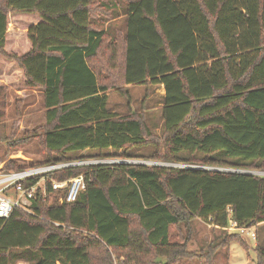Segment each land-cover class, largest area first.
Masks as SVG:
<instances>
[{"label":"trees","instance_id":"trees-1","mask_svg":"<svg viewBox=\"0 0 264 264\" xmlns=\"http://www.w3.org/2000/svg\"><path fill=\"white\" fill-rule=\"evenodd\" d=\"M117 4L0 0L1 106L9 85L41 89L44 123L32 137L48 154L43 162L94 149L96 158L117 152L120 160L264 170V0H126L122 26L108 18L119 16ZM102 44L109 55L100 65ZM118 48L122 83L114 86L101 66H116L108 59ZM147 84L164 90L165 150L134 156L129 148L152 142L151 131L111 109L108 89ZM3 116L0 141L8 139ZM79 174L85 188L74 201L60 202L63 192L53 190L31 203L33 213L15 207L0 217V264H92V248L103 250L102 264H174L192 252L170 239L172 225L192 217L221 226L229 217L240 226L264 222V175L117 161L51 176ZM234 239L243 243L231 233L227 249ZM254 249L264 264V246Z\"/></svg>","mask_w":264,"mask_h":264},{"label":"rangeland","instance_id":"rangeland-1","mask_svg":"<svg viewBox=\"0 0 264 264\" xmlns=\"http://www.w3.org/2000/svg\"><path fill=\"white\" fill-rule=\"evenodd\" d=\"M96 1V0H94ZM118 4L117 14L122 13L123 5L126 0H113ZM116 16L111 14L110 17H116L117 20L112 21L114 25L122 26L123 15ZM111 22V23H112ZM96 26V25H95ZM118 52L108 59L114 61L115 67L101 66L103 71L111 73V79L108 82L120 85L122 83L119 73L122 67L121 48ZM108 50L102 44L97 60L100 65L108 58ZM106 68V69H105ZM104 74V73H103ZM8 87V86H7ZM23 86L11 87L8 96L5 98V107L2 105L3 99L0 95V111L4 113L3 132L8 139L0 141V170L9 169L12 166H32L43 163L47 159V152L37 143V138L32 137L35 132H32L33 127H39L44 123V108L42 105L41 92L32 91V88L26 90L14 91L13 88H22ZM9 88V87H8ZM123 86L122 89H108L109 99L108 105L111 109L116 110L117 113H128L134 117L139 118L146 127L151 131L149 140L141 147L129 148L131 155L146 156V155H162L165 150V132L163 129V122L161 116V107L163 104V87L159 85H129L127 88ZM1 94L3 92L1 91ZM125 102H128L125 107ZM41 132V131H40ZM25 137L24 140H21ZM85 158L77 160H95V155H99L94 149H86L81 152ZM112 153V150L102 152ZM113 152L103 159H115ZM145 154V155H144ZM79 155V154H78ZM182 157H195L181 154ZM148 157V156H146ZM126 160H146V164H153V162L167 163L164 166L173 167H203L205 169H212L213 167L231 168L226 166L205 165L196 162L195 164L184 163V161H164L162 159H144L141 157H130ZM161 165V164H156ZM24 168V167H23ZM236 169V168H231ZM255 171H264L260 169H253ZM257 175H264V173H255ZM228 220L225 226L210 223L209 219L199 217H192L181 221L178 224L170 227V239L185 243L187 251L192 252L188 256L180 257L174 264H256L255 245L264 246V222L251 225V229L255 232V238H251L249 234L231 231L227 229ZM231 233L238 234L243 243L238 240H231L228 244V249L225 245ZM90 256L92 264H102L99 260L103 259V250L101 248L90 249ZM151 257V255L148 256ZM164 258L160 257V260ZM119 261V259H118ZM116 262V260H114ZM32 264L31 262L19 259L15 264Z\"/></svg>","mask_w":264,"mask_h":264},{"label":"built area","instance_id":"built-area-1","mask_svg":"<svg viewBox=\"0 0 264 264\" xmlns=\"http://www.w3.org/2000/svg\"><path fill=\"white\" fill-rule=\"evenodd\" d=\"M117 161H120V159L66 160L43 162L19 170H0V217H9L15 207L33 213L30 208L31 203L40 197L46 200L48 194L53 190L61 189L63 192L58 195L60 202L74 201L80 191L85 188L83 176L79 174L70 178L57 180L51 176V173H54V171L81 164ZM24 181H28V183L25 184L23 183ZM49 201H51L50 197ZM251 228V226H240L235 220L230 217L228 218V230L246 233L251 238H255V232Z\"/></svg>","mask_w":264,"mask_h":264},{"label":"water","instance_id":"water-1","mask_svg":"<svg viewBox=\"0 0 264 264\" xmlns=\"http://www.w3.org/2000/svg\"><path fill=\"white\" fill-rule=\"evenodd\" d=\"M120 161L122 162H138V163H146V160H126V159H121ZM167 164V163H161V162H153V164ZM203 168V167H202ZM212 169L215 170H224V171H234V172H243V173H249V174H255V173H264V171H255V170H250V169H231V168H219V167H213Z\"/></svg>","mask_w":264,"mask_h":264},{"label":"crops","instance_id":"crops-1","mask_svg":"<svg viewBox=\"0 0 264 264\" xmlns=\"http://www.w3.org/2000/svg\"><path fill=\"white\" fill-rule=\"evenodd\" d=\"M120 16H122V15H120ZM111 20H112V21H115V20H117V19H116V17H114V18H112ZM108 21H109V20H108ZM112 21H111V22H112ZM128 86H129V85H126V88H127ZM8 87H9V88H8ZM8 87H7V92L10 91V88H11V87H15V86H11V85H9ZM28 88H32V91H38V92L40 91V92H41V97H42V91H41L40 88H35V87H28ZM26 89H27V86H26V87L19 88V89H18V88H13V90H14V91H17V92H18V90H26ZM10 92H11V91H10ZM127 105H128V102H127V103L125 102V107H127ZM108 106H109V105H108Z\"/></svg>","mask_w":264,"mask_h":264}]
</instances>
